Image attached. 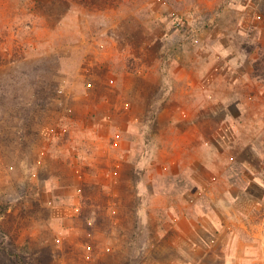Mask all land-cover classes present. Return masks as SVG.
Instances as JSON below:
<instances>
[{"label":"rangeland","instance_id":"obj_1","mask_svg":"<svg viewBox=\"0 0 264 264\" xmlns=\"http://www.w3.org/2000/svg\"><path fill=\"white\" fill-rule=\"evenodd\" d=\"M0 264H264V0H0Z\"/></svg>","mask_w":264,"mask_h":264}]
</instances>
